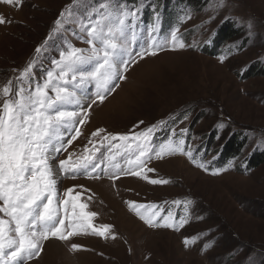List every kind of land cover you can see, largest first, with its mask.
Here are the masks:
<instances>
[{
    "label": "rangeland",
    "instance_id": "obj_1",
    "mask_svg": "<svg viewBox=\"0 0 264 264\" xmlns=\"http://www.w3.org/2000/svg\"><path fill=\"white\" fill-rule=\"evenodd\" d=\"M80 1L20 0L19 4L0 6V17L7 21L0 24V79H12L29 62H34L37 77L46 78L45 70L53 67L52 60L59 59V52L69 45L64 29L76 17L66 20L60 29L55 22L65 9L76 13ZM152 1L165 6L167 21L179 6L190 13L188 37L215 43L223 35L233 34L218 47L227 60L218 63L205 52H192L190 45L185 51L169 47L138 59L119 88L92 107L91 118L79 125L82 134L71 145L65 141L67 151L60 153L56 164L69 153H74V160L82 156L85 146L91 149L89 138L98 128L129 134L156 125L154 143L159 146L173 137V130V140H178L184 126L192 132L183 136L185 151L191 148L193 157L207 170L185 155L166 154L148 162L147 168L155 171H146L147 179L132 175L109 178L99 168V179L84 173L75 178L61 174L57 183L60 196L73 188L72 194L80 193L81 202L87 205L85 211L96 213L93 227L104 231L108 226V230L104 237L81 234L70 241L51 238L44 242L40 256L27 264H264V160L254 155L264 151V64L257 63L264 58V0H202L197 8L195 0ZM49 27H53L51 36L56 32L49 37L54 41L48 48L53 57L39 67L42 59L35 50L46 43ZM244 69L247 71L239 74ZM186 110L190 111L187 118L179 119ZM140 121L143 123L134 128ZM95 142L99 147V138ZM237 145L240 154L235 164L227 162L231 171L218 168L214 155L220 154L219 161L224 163L223 153ZM107 155L105 144L104 154L95 163ZM249 156L254 169L245 174ZM118 161L125 163L121 157ZM239 165L244 166H240L242 173ZM213 171L219 174L213 175ZM151 179L169 183L153 185ZM177 200L180 205L173 203ZM186 200L192 203L185 205ZM129 202L145 207L130 209ZM137 211L146 217L160 212L158 219L171 211L176 223L182 218L188 222L178 230L152 228ZM132 219L145 232L129 223ZM71 244L80 245V250L72 251Z\"/></svg>",
    "mask_w": 264,
    "mask_h": 264
},
{
    "label": "snow or ice",
    "instance_id": "obj_2",
    "mask_svg": "<svg viewBox=\"0 0 264 264\" xmlns=\"http://www.w3.org/2000/svg\"><path fill=\"white\" fill-rule=\"evenodd\" d=\"M0 2L19 4L20 0ZM139 14V8H130L121 0H101L99 7L87 15L86 22L80 21L79 31L85 34L80 38L87 48L68 45L62 49L59 59L52 60L53 67L45 70L46 78L42 80L34 72V62H29L0 87V264H27L40 256L44 242L51 238L70 241L81 234L105 236L108 226L104 231L93 227L91 221L96 213L85 211L87 205L81 202L80 193L73 195L74 189L69 188L63 197L60 196L57 183L61 174L75 178L84 173L99 179L96 173L99 168L109 178L132 175L147 179L146 171H155L147 168V163L162 159L166 154L185 155L197 167L207 170L205 164L198 163L193 157L191 148L185 151L183 136L188 129H181L176 141L173 140L176 136L173 130V137L157 146L154 143L156 125L129 134H112L98 128L89 138L91 149L85 146L82 156L74 160V153H69L66 159H60L56 164L60 153L67 151L65 134L75 133L67 139V145H71L82 134L79 125L87 123L92 106L97 101L103 103L119 87L116 82L126 79L124 74L138 59L155 56L161 50L156 36L158 14L151 27L145 29L151 43L140 51L132 47L138 43ZM71 19L70 9L61 11L55 22L56 28L60 29L66 20ZM6 22L0 17V24ZM171 38L174 43L177 41L176 30L172 31ZM178 47L184 48L185 45L180 42ZM35 51L39 54L42 48L37 47ZM89 85L95 87L94 99L88 95L91 89L86 86ZM88 99H91L90 104L86 103ZM142 123L138 122L134 128ZM95 138H99V147ZM105 144L108 145V155L100 163H95L96 154ZM117 157L125 163L122 165ZM212 174L218 175L219 172L213 171ZM149 183L158 185L169 181L151 179ZM173 203L180 205L181 201ZM184 203L190 205L192 201ZM144 207L129 202L130 209ZM136 214L152 228L178 230L188 222L182 218L176 223L171 211L162 219H158L160 212L147 217L139 211ZM184 243L189 244L187 238ZM80 248V245L71 244L72 251Z\"/></svg>",
    "mask_w": 264,
    "mask_h": 264
},
{
    "label": "trees",
    "instance_id": "obj_3",
    "mask_svg": "<svg viewBox=\"0 0 264 264\" xmlns=\"http://www.w3.org/2000/svg\"><path fill=\"white\" fill-rule=\"evenodd\" d=\"M187 1H189V0H187ZM194 3V7L195 8H197V7H201L202 6V0H195V1H193ZM49 29H51V27H49ZM233 30V29H232ZM50 31V30H49ZM234 35L233 34H225V35H223V37H220L221 39L220 40H218V39H216L215 40V50L221 45V43L222 42H224V41H227L228 39H230L231 37H233ZM205 53H207V54H209L210 55V53L209 52H207V51H204ZM258 64L259 63H263L264 64V58H262L259 62H257ZM247 71V70H246ZM246 71H244L243 73H241V71L239 72V74L241 73L242 75L246 72ZM241 75V76H242ZM190 111H188V110H186V111H183L182 113H180L178 116H181L182 114H185V113H189ZM199 117H203L202 115H200ZM237 148L235 149V148H233V147H231L230 149H229V151L228 152H226V154H224L223 153V157L225 158V159H228V158H236V157H238V155L240 154V149H239V147H238V145L236 146ZM228 148V147H227ZM254 155H256V156H259V159L260 160H264V151H260V152H256ZM253 155V156H254ZM262 155V156H261ZM255 156V157H256ZM252 157L251 156H249V158L246 160L247 162H246V168H245V174H249V173H251L252 171H253V169H254V166H250V159H251ZM244 167V166H243ZM239 172H241L240 171V169H239ZM242 173V172H241ZM244 175V174H243Z\"/></svg>",
    "mask_w": 264,
    "mask_h": 264
},
{
    "label": "bare ground",
    "instance_id": "obj_4",
    "mask_svg": "<svg viewBox=\"0 0 264 264\" xmlns=\"http://www.w3.org/2000/svg\"><path fill=\"white\" fill-rule=\"evenodd\" d=\"M180 161H183V160H180ZM162 164V163H161ZM124 182H125V180H124ZM127 182V181H126ZM128 183H130V181H128ZM95 189H98L99 190V188H95ZM127 215V214H126ZM129 218V217H128ZM131 218V217H130ZM129 223H132V224H134V225H137V227H138V229H141V230H144L143 229V227H142V225H140L138 222H136L135 220H130V222ZM145 228V227H144ZM151 231V230H150ZM143 232H145V230L143 231ZM148 232V230L146 231V233ZM155 233V232H154ZM157 233V232H156ZM155 233V234H156ZM160 233H162V231L160 232ZM150 235H151V232H150ZM166 235H168L169 236V234H166Z\"/></svg>",
    "mask_w": 264,
    "mask_h": 264
}]
</instances>
